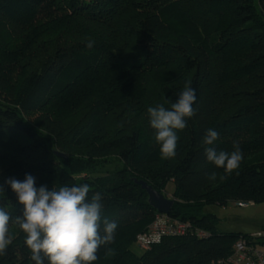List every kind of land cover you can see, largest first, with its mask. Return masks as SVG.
I'll return each instance as SVG.
<instances>
[{
	"label": "trees",
	"instance_id": "obj_1",
	"mask_svg": "<svg viewBox=\"0 0 264 264\" xmlns=\"http://www.w3.org/2000/svg\"><path fill=\"white\" fill-rule=\"evenodd\" d=\"M188 81L196 112L164 159L147 109H170ZM208 129L220 134L212 146ZM234 145L243 159L231 174L207 161V147ZM109 157L120 167L93 176L95 160ZM26 174L37 187L88 184L101 194V234L105 218L117 229L93 264L227 258L249 234L219 232L205 207L264 201V0H0V184ZM139 181L171 191L168 215L208 236H165L132 252L159 214ZM4 188L0 206L14 219L23 206ZM0 264H35L19 228Z\"/></svg>",
	"mask_w": 264,
	"mask_h": 264
},
{
	"label": "clouds",
	"instance_id": "obj_2",
	"mask_svg": "<svg viewBox=\"0 0 264 264\" xmlns=\"http://www.w3.org/2000/svg\"><path fill=\"white\" fill-rule=\"evenodd\" d=\"M89 41L87 47H93ZM196 90L191 81L185 83L178 99L171 108L164 105L147 109L150 127L164 159L175 157L178 147V132L187 127V119L195 115L193 105ZM219 132L208 129L203 143L212 146L219 139ZM207 161L225 173L231 174L238 169L243 159L239 145H234L231 153L217 152L214 147L206 148ZM211 178H215L212 174ZM16 195L22 208V215L14 219L0 206V256L6 255L13 243L10 224L18 226L24 234V243L29 249L35 264H93L98 259L102 246L113 242L117 223L103 220L101 234L102 196L99 192L90 196L88 184L61 186L49 190L46 185L36 186V178L26 174L23 180L8 178L4 181ZM0 184V192H5ZM108 249L106 255H112Z\"/></svg>",
	"mask_w": 264,
	"mask_h": 264
},
{
	"label": "rangeland",
	"instance_id": "obj_3",
	"mask_svg": "<svg viewBox=\"0 0 264 264\" xmlns=\"http://www.w3.org/2000/svg\"><path fill=\"white\" fill-rule=\"evenodd\" d=\"M166 19L180 30L188 29L181 15L175 11H167ZM121 161L116 157L102 158L95 160V167L92 175H108L120 167ZM173 189V185L169 186ZM166 198H171V191L166 192ZM205 211L216 216L217 229L222 233H244L255 234L264 232V201L238 205L236 202H229L226 206L218 204L206 205ZM18 230V226L10 224V235L13 237ZM264 249V247H263ZM131 251L141 255L144 251L136 243L131 246Z\"/></svg>",
	"mask_w": 264,
	"mask_h": 264
},
{
	"label": "built area",
	"instance_id": "obj_4",
	"mask_svg": "<svg viewBox=\"0 0 264 264\" xmlns=\"http://www.w3.org/2000/svg\"><path fill=\"white\" fill-rule=\"evenodd\" d=\"M236 204L244 205L245 203ZM191 231L199 237L208 236L207 232L192 228L188 222L159 213L147 230L137 236V244L141 249L147 250L159 243L165 236L185 235ZM263 240L264 232L241 236L233 244L232 253L227 258L217 262L213 261L210 264H264Z\"/></svg>",
	"mask_w": 264,
	"mask_h": 264
},
{
	"label": "water",
	"instance_id": "obj_5",
	"mask_svg": "<svg viewBox=\"0 0 264 264\" xmlns=\"http://www.w3.org/2000/svg\"><path fill=\"white\" fill-rule=\"evenodd\" d=\"M147 192L149 204L160 214H169L171 212L174 201L166 198L162 193L154 189L151 185L144 181L138 182Z\"/></svg>",
	"mask_w": 264,
	"mask_h": 264
}]
</instances>
